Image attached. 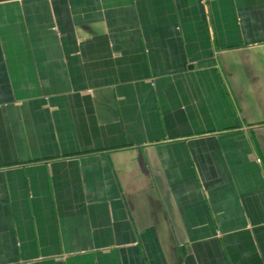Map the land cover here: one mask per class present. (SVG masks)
Segmentation results:
<instances>
[{
    "label": "crops",
    "instance_id": "crops-1",
    "mask_svg": "<svg viewBox=\"0 0 264 264\" xmlns=\"http://www.w3.org/2000/svg\"><path fill=\"white\" fill-rule=\"evenodd\" d=\"M0 264H264V0H0Z\"/></svg>",
    "mask_w": 264,
    "mask_h": 264
},
{
    "label": "built area",
    "instance_id": "built-area-1",
    "mask_svg": "<svg viewBox=\"0 0 264 264\" xmlns=\"http://www.w3.org/2000/svg\"><path fill=\"white\" fill-rule=\"evenodd\" d=\"M209 0H204V2L206 3V2H208Z\"/></svg>",
    "mask_w": 264,
    "mask_h": 264
}]
</instances>
